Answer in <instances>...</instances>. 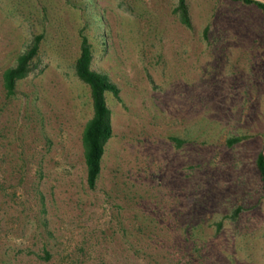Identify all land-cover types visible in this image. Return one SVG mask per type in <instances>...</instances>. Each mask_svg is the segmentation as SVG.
Segmentation results:
<instances>
[{"label":"rangeland","instance_id":"obj_1","mask_svg":"<svg viewBox=\"0 0 264 264\" xmlns=\"http://www.w3.org/2000/svg\"><path fill=\"white\" fill-rule=\"evenodd\" d=\"M186 1L191 27L176 0H0V264H264V9ZM80 28L120 89L94 189Z\"/></svg>","mask_w":264,"mask_h":264},{"label":"trees","instance_id":"obj_2","mask_svg":"<svg viewBox=\"0 0 264 264\" xmlns=\"http://www.w3.org/2000/svg\"><path fill=\"white\" fill-rule=\"evenodd\" d=\"M240 1L264 9V0ZM173 11L181 23L187 27L192 26L191 15L186 0H176ZM79 36V52L74 60V72L77 78L88 86L91 97L92 111L84 125L81 138L86 166V183L89 188L94 189L100 176L107 142L113 134L111 110L107 103L106 92H112L120 100V89L106 73L93 67L92 43L83 32V28H80ZM41 37L40 33L34 34L27 46L16 56L15 62L3 69L2 86L7 97L15 94L16 84L19 79L24 78L38 68ZM240 138L241 136H233L228 141L232 143ZM255 164L264 185V155L262 153H258L256 156ZM35 254L44 259H49L51 256L46 246L42 248V252H36ZM75 263L79 264L78 262Z\"/></svg>","mask_w":264,"mask_h":264},{"label":"water","instance_id":"obj_3","mask_svg":"<svg viewBox=\"0 0 264 264\" xmlns=\"http://www.w3.org/2000/svg\"><path fill=\"white\" fill-rule=\"evenodd\" d=\"M263 154V153H262Z\"/></svg>","mask_w":264,"mask_h":264}]
</instances>
